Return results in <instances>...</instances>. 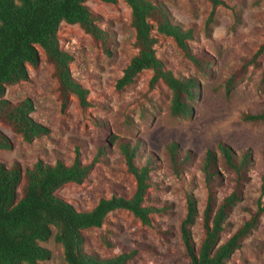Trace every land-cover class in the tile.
Segmentation results:
<instances>
[{"label":"rangeland","instance_id":"obj_1","mask_svg":"<svg viewBox=\"0 0 264 264\" xmlns=\"http://www.w3.org/2000/svg\"><path fill=\"white\" fill-rule=\"evenodd\" d=\"M151 1L192 31L188 41L192 52L208 61L201 72L170 38L157 34L156 55L166 68L176 76L194 78L198 84L191 103L193 115L172 116L170 90L162 84L149 89V71L141 73L124 91L115 90V79L135 53L130 9L123 0H86L99 15V26L108 33L109 51L78 24L61 22L58 38L60 47L73 56L71 74L88 90L91 105L82 108L72 97L61 107L52 68L39 49L38 65L27 66V80L7 86L4 97L12 102L29 98L33 103L31 117L46 126L47 133L27 143L0 125L12 142L10 150H0V164L9 166L18 161L25 168L38 160L53 164L57 159L71 164L78 151L84 164H94L82 183L65 184L56 194L78 210H89L100 198L132 194L135 181L118 144L137 143V164L142 165L147 156L156 160L150 171L153 186L148 202L166 211L151 215V224L146 225L130 212L116 210L100 228L83 232L85 250L101 257L134 250L128 264H189L179 227L186 214V200L191 197L198 212L191 233L194 243L199 244L205 200L199 170L203 152L215 149L220 141L237 153L250 149L249 179L242 199L225 220L220 242L261 209L256 228L225 264H264V122L240 120L242 112L264 109V52L256 55L264 38V0H220L216 6L209 0ZM232 75L235 77L227 90L226 80ZM171 141L178 144L181 153L190 155L182 169L175 170L165 152V144ZM219 172L221 200L232 188L233 175L223 168ZM40 245L50 251V257L35 264H66L62 246L53 235Z\"/></svg>","mask_w":264,"mask_h":264},{"label":"trees","instance_id":"obj_2","mask_svg":"<svg viewBox=\"0 0 264 264\" xmlns=\"http://www.w3.org/2000/svg\"><path fill=\"white\" fill-rule=\"evenodd\" d=\"M115 3L116 0H99ZM130 9V27L134 33L135 53L130 57L122 73L115 79L117 92L132 85L138 76L150 72L149 89L159 84L171 92L169 111L174 117L189 118L194 110L192 101L198 84L194 78L179 77L166 68L156 55L157 34L170 38L183 56L201 72H205L207 59L192 52L188 41L192 31L173 21L169 12L151 0H123ZM213 6L220 0H209ZM86 0H0V125L30 143L47 133V127L34 120L30 113L33 103L29 98L12 102L4 97L6 87L28 78L27 66L36 67L40 61L39 49L44 60L51 66V76L56 81L57 98L64 108L75 97L82 108L91 102L88 90L75 79L70 71L73 56L59 44L58 28L61 22L78 24L91 39L105 51H109V36L98 22L99 15L86 4ZM264 52L263 42L256 53ZM264 76V71H263ZM235 75L226 80L227 90ZM198 90V89H197ZM240 120L263 123L264 109L258 113L242 112ZM127 171L133 176L135 188L131 195H112L100 198L89 210H78L56 191L68 183H82L94 162L84 164L75 151L71 164L57 159L49 164L41 160L23 168L18 161L9 166L0 164V264H35L47 260L50 251L40 242L51 235L60 243L66 264H128L135 251H122L109 257H101L85 250L83 232L100 228L108 214L126 210L141 223L150 225L151 215L162 214L165 207L148 202L149 189L153 186L150 171L156 160L147 156L142 165L136 163L138 144H118ZM12 142L0 129V150H10ZM175 170L190 160L187 152L181 153L174 141L164 146ZM251 150L235 152L220 141L215 149H206L199 162L205 189L201 211L202 238L196 245L191 226L197 217V205L193 198L186 200V214L180 222V237L189 264H225L241 246L242 241L258 224L261 209L237 227L223 242L221 235L232 208L242 199L245 184L249 179ZM231 173L232 188L218 200L222 186L219 169ZM103 241H106L103 238Z\"/></svg>","mask_w":264,"mask_h":264}]
</instances>
